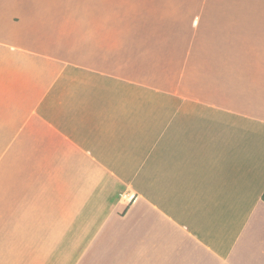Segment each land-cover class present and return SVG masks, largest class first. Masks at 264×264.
Listing matches in <instances>:
<instances>
[{"label": "crops", "instance_id": "crops-1", "mask_svg": "<svg viewBox=\"0 0 264 264\" xmlns=\"http://www.w3.org/2000/svg\"><path fill=\"white\" fill-rule=\"evenodd\" d=\"M263 2L0 0V264H264Z\"/></svg>", "mask_w": 264, "mask_h": 264}, {"label": "rangeland", "instance_id": "rangeland-1", "mask_svg": "<svg viewBox=\"0 0 264 264\" xmlns=\"http://www.w3.org/2000/svg\"><path fill=\"white\" fill-rule=\"evenodd\" d=\"M253 10V14L251 12L247 13L252 15L248 16L247 20L249 21L248 18L251 17L252 20L254 19L258 22L259 27L256 25L257 29L255 31L246 30V33H250L248 35L251 36L241 33V65L246 69V71L243 72L244 74L254 78L255 82H257L256 79H260L264 85V2L261 7H255ZM130 197H132V200H129ZM122 198L128 203H131L135 199V195L125 192ZM15 204L17 206V201L14 199H7L5 201L7 209L14 207ZM21 207L28 208L29 201H22ZM3 221H5V223ZM47 234L48 236H46ZM60 234L59 232L50 233V231L39 232L38 240L47 239L49 235L51 238L58 240L60 239ZM27 235L28 232L14 231L13 216H0V250L6 249V256H13L14 253L17 254V251L20 250L22 259H29L30 251L34 253L37 259H52L60 253L61 249L56 247H38L30 249L24 246V244L28 242L26 239ZM19 238V241H21L23 245L20 248L17 247V240Z\"/></svg>", "mask_w": 264, "mask_h": 264}, {"label": "built area", "instance_id": "built-area-1", "mask_svg": "<svg viewBox=\"0 0 264 264\" xmlns=\"http://www.w3.org/2000/svg\"><path fill=\"white\" fill-rule=\"evenodd\" d=\"M130 199L132 200V197H130L129 200H130Z\"/></svg>", "mask_w": 264, "mask_h": 264}]
</instances>
